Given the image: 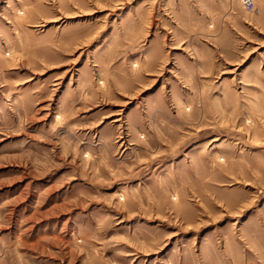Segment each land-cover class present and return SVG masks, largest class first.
<instances>
[{
	"label": "rangeland",
	"instance_id": "obj_1",
	"mask_svg": "<svg viewBox=\"0 0 264 264\" xmlns=\"http://www.w3.org/2000/svg\"><path fill=\"white\" fill-rule=\"evenodd\" d=\"M0 0V264H264V0Z\"/></svg>",
	"mask_w": 264,
	"mask_h": 264
},
{
	"label": "built area",
	"instance_id": "obj_2",
	"mask_svg": "<svg viewBox=\"0 0 264 264\" xmlns=\"http://www.w3.org/2000/svg\"><path fill=\"white\" fill-rule=\"evenodd\" d=\"M241 4L249 11L254 9V3L252 0H240Z\"/></svg>",
	"mask_w": 264,
	"mask_h": 264
}]
</instances>
